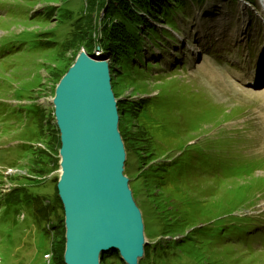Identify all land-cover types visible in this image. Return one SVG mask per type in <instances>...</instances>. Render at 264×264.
<instances>
[{"label": "rangeland", "instance_id": "374dc122", "mask_svg": "<svg viewBox=\"0 0 264 264\" xmlns=\"http://www.w3.org/2000/svg\"><path fill=\"white\" fill-rule=\"evenodd\" d=\"M15 1L19 4V13L12 17L5 11L0 17V37H3L0 43L4 45L3 56L0 58V109L1 115L7 118L5 124L8 125V131L0 135V145H4L0 147V190L8 192L0 199V222L5 220L4 225L0 223V264H44L43 256L51 250L54 241L57 240V250H61L63 229L57 239L55 235L51 237V227L47 225L49 222L38 217L33 201L11 205L12 210H9L5 198L8 199L9 193L20 190L23 185L34 183L41 185L39 195L43 198L48 196L49 200L53 201L58 165L55 167L52 158H58L60 148L54 141L55 120L49 100L54 96L57 84L75 63L79 52L85 50L84 46L66 50L68 27L73 22L62 25L59 20L69 17L71 12L72 17L81 13L85 1ZM181 1L177 8L166 13L169 20L175 22V32L168 30L174 37L169 38L166 44L156 41V44L151 43L145 49L135 64L144 66L146 70L137 77L134 76V80L125 79L123 76L114 77L115 74L110 69L113 75L112 91L114 90L115 95L132 96L129 98L131 100L145 94L148 98L154 97L161 92L160 100L150 102L154 108L148 107V112L156 120L149 125L148 138H152L159 147L166 149V152L161 154H164L165 162L174 160L185 151L190 153V157H194L198 152H217V161L204 158L205 167H201L200 159L195 157L187 178L183 174L179 175L178 184L182 185V190L189 199L202 205V209L210 208L212 201L223 202L222 207L226 208L240 196L235 193L242 182H232V174L245 167L251 160H255L261 169L255 172L254 178L264 179V81H261L263 86L257 89L250 90L245 87L264 60V42L257 38L249 43L238 42V39L245 36V24L249 22L250 25L249 17L252 14L257 16L256 14L264 8L260 4L261 0ZM174 4L171 2L170 6ZM23 6L26 11L22 10ZM258 7L262 9L259 10ZM66 11L69 16L63 15ZM85 13L90 15V10ZM96 13L94 10L92 16ZM160 20L162 21V17L152 20L151 23L155 27H161ZM262 30L260 24L255 23L256 37ZM17 31L24 33L17 37ZM6 34H9L10 38L5 37ZM221 35H227L229 39L224 40L220 50H229L226 60L236 65L235 69L227 70L223 63L219 62L216 58L219 51L217 46H214L207 56L204 53L203 42L211 39L214 43ZM24 36L30 40L29 44ZM196 39L203 47L189 50ZM181 43L186 44L181 46ZM248 49L255 52L254 57L246 52ZM62 50L65 52H61ZM198 51L203 54L196 61L195 52ZM105 55L108 56L106 59L111 66L110 53L106 52ZM96 56L99 57L98 54ZM123 79L125 81H122ZM116 81L122 82L119 85ZM135 87L146 89L143 92H135ZM163 88L168 91H162ZM238 102L241 105L236 118L223 113L224 109H229ZM29 103L36 104L35 116L27 113L26 106ZM21 106L20 112L15 111ZM40 109L42 112L39 113ZM246 109H251V112L246 114ZM13 113H16V120L11 117ZM40 114L42 115L39 116ZM243 123L246 124L241 125ZM131 126L134 137L141 141L137 132L140 127L136 124ZM128 127H124V131L130 134ZM236 131H240L241 135L235 136ZM14 146L15 152L12 151ZM37 148L45 149L50 154L38 167L33 166L31 161L38 159L35 155ZM146 148L158 152L154 146L147 145V142L144 143V150ZM153 159L155 157H133L132 154L127 163V171H124L135 202L142 213L146 241L151 243L155 242L152 236L157 228L156 211L151 207L158 205L157 209L161 208L160 203H153L150 198L153 186L152 172L156 168H162L157 164L159 161ZM43 165L46 169L42 175H37ZM33 169H37V172L32 173ZM158 173L162 178V172ZM44 175L49 177L45 179V182L48 181L46 183L36 178ZM30 179L36 182L32 183ZM161 185L164 186V183ZM155 195H161V192ZM162 195L167 197L168 192L163 190ZM152 204L154 206H150ZM241 206L245 207L233 215L240 216L250 212L264 216V190L254 192L250 189L248 199ZM195 209L200 214L199 207ZM208 219L209 216L199 222L205 223ZM51 222L57 225L56 221ZM179 238L175 235L172 239H166L179 241ZM203 239L208 240L207 234ZM233 245L234 254L231 259L235 264H264V229H253L250 235L247 234L244 242ZM215 247L216 244L212 245V248ZM140 264H153L152 255L146 259L141 258Z\"/></svg>", "mask_w": 264, "mask_h": 264}, {"label": "trees", "instance_id": "16d2710c", "mask_svg": "<svg viewBox=\"0 0 264 264\" xmlns=\"http://www.w3.org/2000/svg\"><path fill=\"white\" fill-rule=\"evenodd\" d=\"M5 1H8L9 3L16 2L18 4V1L15 0ZM84 1L85 5L81 10V13H77L72 17L73 12H71V15L69 16L66 11L63 15L69 17H62L59 20L62 25H68L69 21L73 22V24L68 27L69 33L67 34L68 37L65 42L67 46L66 50L77 48L78 46H84V49L88 54H94L95 50L100 47L102 52L110 53V69L112 70L111 72L115 74L114 77L123 76L125 79L131 80H134V76L137 77L146 70L144 66L135 64V61L140 58L145 49L149 47L151 43L156 44V41L166 44L169 42V38L174 37V35L168 30L171 29L175 32V22H171L166 13L177 8V4L182 2L181 0ZM171 2L175 3L174 6H170ZM7 9H9L8 6ZM22 10L25 11L26 8L23 6ZM86 10H90V15L85 13ZM94 10H96L97 13L93 17L92 12ZM182 11H184V9ZM8 14H11L12 17H14L10 10L8 11ZM172 14L174 15L175 12L173 11ZM158 17H162V21H159L162 25L161 27H155L151 23L152 20H156ZM3 51L4 49L0 46V58L3 56ZM61 52L64 53L65 50H62ZM64 73L65 72H63V75ZM122 81L125 80L123 79ZM122 81L116 82L120 85ZM135 89L137 90L135 92H143L146 88L135 87ZM165 90L167 89H162V91ZM148 93L150 92L148 91ZM160 96L161 92L154 97L148 98L145 94L135 100H131L129 98L132 96L115 95V98L118 99L117 105L120 114L119 132L122 134L126 154L128 156V159L125 162V172L127 171V163L132 154L133 157L135 155L141 156L142 158L155 157L153 160L159 161L157 164L162 167L161 170L159 168L153 170V186L150 190V198L153 203L156 202L161 205L160 209H157L158 205H150L154 206L151 208L157 212H155V215L157 216V228L155 229V235L152 236V238L155 239V242H149L145 246V253L142 259H146L152 255L153 264H235V261L231 259L234 254L233 244L244 242L247 234L250 235L253 229H264L263 215H233V213L240 211L245 207L241 205L248 199L250 189H253L254 192H261L264 190V179L258 180L254 178L255 171L261 168V166L257 161L251 160L250 163L246 165L247 167H242L231 175L232 182L237 181V183H242H239V188L236 190V193L234 191L235 194L240 196L226 208L225 206L222 207L223 202L217 203L212 201L210 208L202 209L200 203L189 199V196L184 193L182 185L178 184V177L183 174L185 175V178H187L192 169L191 163L195 157L198 160L200 159V166L205 167L204 158L217 161V152H198L194 157H190V153L185 151L176 156L174 160L171 159L170 162H165L163 160L165 158L163 156L164 154H161L165 153L166 149L159 147L152 138H148L150 133L149 125L156 122L148 112V107L150 106L154 108V106L150 105V102L160 100ZM35 107L36 105H33L29 111L27 110V113L29 115H34L35 112L37 113ZM15 111L20 112V110L17 109H15ZM40 112H42V109H40L39 113ZM237 113L238 109H234L227 115H233L235 117ZM15 114L16 113H13L12 116H15ZM41 115L42 114L39 116ZM0 117L1 122H3L2 125H5L7 118L4 115H1V109ZM36 119L37 121L39 120L38 115ZM201 120L205 119L201 118ZM132 124H136L137 127H140V130H137V132L140 135L138 138L141 137V141L134 137V132L131 131ZM124 127H128L130 134L124 131ZM55 128L57 127L54 124V141L60 148L59 132L58 129ZM239 133V131L234 132L235 136H239ZM191 141L193 142V140ZM146 142L147 145H150L151 147L154 146L156 152L158 151L159 153H155L152 148H146V150H144V143ZM227 145L229 146L230 143H227ZM182 149H185V147H182ZM57 151L58 148L56 154ZM35 155H37L38 159L31 161L32 165L37 167L39 164L44 163L46 158L50 157L47 150L42 148H37ZM52 160L55 162L56 167L59 158L56 156V158H52ZM45 169L46 166L43 165L42 169L38 170V172L37 169L31 170V172H37V175H42ZM179 170H181V172ZM159 171L162 172V178L159 176ZM43 177H45V175L37 176L36 178L44 180L43 182H45V179H40ZM30 181L32 180L30 179ZM33 182L36 181H32V183ZM55 182L57 184V179ZM162 182L164 183V186L161 185ZM169 182H171V184ZM168 184L169 188H167ZM40 186L41 185H35L34 183L33 185H23L20 190L7 195L8 199L5 198V204L8 206L9 210H12L11 205L20 204L22 201H26L27 203L33 201L39 218H42L47 222H51V220L56 221L57 225L52 223L55 231L54 235L57 239L59 233L62 232L63 229V245L60 251L57 250V244H55L57 240L51 245V264H65V214L57 194V185H55L53 190V201H50L48 196L43 198L39 195L41 191V189H39ZM163 190L168 192L167 197L162 195ZM159 191L161 192V195H155V193L158 194ZM7 193L8 192L2 193V197L4 196L3 194ZM195 207H199L201 210L200 214ZM208 216L209 219L205 221L206 224L199 222L200 219H204V217ZM225 218L228 219L225 220ZM215 219L217 221H215ZM52 233L53 231L51 230V237ZM206 234L208 240L203 239V236ZM175 235L180 237L179 241L166 239L167 237H171L172 239ZM203 243H206L207 245L204 246ZM214 244H216V247L212 248V245ZM101 264L125 263L120 260V254L114 250L102 255Z\"/></svg>", "mask_w": 264, "mask_h": 264}, {"label": "water", "instance_id": "95a60500", "mask_svg": "<svg viewBox=\"0 0 264 264\" xmlns=\"http://www.w3.org/2000/svg\"><path fill=\"white\" fill-rule=\"evenodd\" d=\"M75 61L49 100L60 138L57 190L65 214L64 262L100 264L102 255L116 250L127 264L140 254L139 264L148 242L124 175L127 154L110 63L85 50Z\"/></svg>", "mask_w": 264, "mask_h": 264}, {"label": "bare ground", "instance_id": "6f19581e", "mask_svg": "<svg viewBox=\"0 0 264 264\" xmlns=\"http://www.w3.org/2000/svg\"><path fill=\"white\" fill-rule=\"evenodd\" d=\"M249 20H250V25H249V22H247L245 24V31H246V34H245V38L248 40V41H252L253 39L257 38L258 40H261V42H264V22L260 19V17L258 16H255V15H251L249 17ZM255 23H259L260 26L262 27V32L261 34L256 37V33H255ZM101 57V56H99ZM104 58H108L107 55H105ZM76 62V61H75ZM113 75H110V77H112ZM113 92V91H112ZM53 97V96H52ZM58 152V151H57ZM57 189V187H56ZM57 194H58V190H57ZM142 239L144 240L145 237L142 236ZM141 253V252H140ZM139 255L140 254H136L135 257H134V260L135 261H132L130 262V264H135L136 261L139 259Z\"/></svg>", "mask_w": 264, "mask_h": 264}]
</instances>
